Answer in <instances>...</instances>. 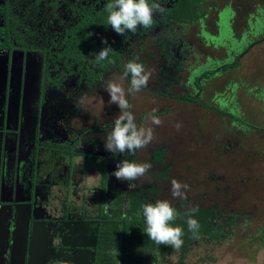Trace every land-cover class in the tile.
Instances as JSON below:
<instances>
[{
	"label": "flooded vegetation",
	"instance_id": "1",
	"mask_svg": "<svg viewBox=\"0 0 264 264\" xmlns=\"http://www.w3.org/2000/svg\"><path fill=\"white\" fill-rule=\"evenodd\" d=\"M260 1L246 15L248 22L259 20ZM108 2L0 0V264H191L184 259L193 247L215 252L237 232L244 237L241 257L248 260L261 250L264 264V223L253 221L245 210L215 202L170 201L177 212L171 223L183 232L189 230V209H198L192 214L197 220L201 210L209 211L210 233L201 239L198 231L184 233L179 249L157 244L144 232L143 204L167 198H159L158 187L167 179L166 171L158 169L166 153L162 149L164 155L158 158V149L150 150L154 153L144 162L155 169L136 181L122 182L112 175L119 161L137 162L140 149H105L104 138L120 109L111 104L104 110L98 104L110 98L104 85L138 58L151 77L147 87L126 97L130 104L136 97L186 103L214 66L194 67V46L175 19L189 0H150L165 12L154 14L151 27L124 35L107 24ZM221 12L226 13L225 6L215 13V35L221 22L233 17ZM199 36L209 42L212 37ZM90 38L98 47H89ZM105 39L112 47L111 63L96 60ZM224 59L217 62L218 76L226 73ZM130 79L123 82L125 89ZM82 96L88 99L76 107ZM233 257L227 264H234ZM217 261L216 254L209 255L210 264Z\"/></svg>",
	"mask_w": 264,
	"mask_h": 264
},
{
	"label": "rangeland",
	"instance_id": "2",
	"mask_svg": "<svg viewBox=\"0 0 264 264\" xmlns=\"http://www.w3.org/2000/svg\"><path fill=\"white\" fill-rule=\"evenodd\" d=\"M230 3V0H211L202 4L200 10L206 15L199 23L181 26V33L193 44L194 67L199 68L203 66L206 68L210 64L214 67L218 65L220 59L226 58L225 49H228V45L235 38L237 48L243 47L252 39L256 41V45L238 59L239 65L236 69L201 81L203 84L201 100L216 108L221 106L226 111L231 110L252 127L243 128L241 124L233 125L232 120L221 118L217 111L197 105L174 102L170 99L136 97L131 102L133 106L131 111L134 113L136 123L138 126L153 127L155 136L146 148L138 151L137 162L147 161L151 153H154L152 152L154 149H163L166 156L163 157L158 169L166 171L167 179L158 186L159 198L167 197L165 199L172 202L176 199L171 193V180L175 178L182 184L188 185L184 190L188 205L196 202L204 205L215 202L222 208L245 210L253 221L262 224L264 223V38L261 35H264V0L260 1L262 4L258 9L259 20L252 21L250 18L249 22L246 15L256 8L259 0H250V2L234 0L231 3L233 8H229ZM224 6L228 7L226 13L221 12L222 17L228 14V19L231 18L234 15V8L237 13H235L236 17L233 16L234 19L232 17L230 21L221 22L222 34L219 37L212 36L211 39L216 43L215 45L211 41L210 43L202 39L203 36L199 34H216L218 24L215 22V13ZM231 51L228 49L227 55L229 52L232 54ZM186 76V74L183 76L185 81ZM109 100L110 98L107 97L102 98L98 104L103 105L105 110L111 105L108 103ZM153 109H157L155 114L162 120L159 126L151 125L150 121H146V117ZM92 110L98 111L96 107ZM143 114L145 115L141 118ZM177 124L180 125L179 129L176 127ZM154 169L152 167V170ZM243 238L242 234L237 232L227 244L216 247L215 252H210L209 247L203 245L193 247L188 255H185L184 261L191 264H210L209 255L216 254L218 261L215 264H227L231 256H234L232 258L234 264H261V250L254 251L253 255L248 253L250 254L248 260L241 257L239 247Z\"/></svg>",
	"mask_w": 264,
	"mask_h": 264
},
{
	"label": "clouds",
	"instance_id": "3",
	"mask_svg": "<svg viewBox=\"0 0 264 264\" xmlns=\"http://www.w3.org/2000/svg\"><path fill=\"white\" fill-rule=\"evenodd\" d=\"M105 11L107 15V24L121 35L125 31L135 33L138 27L149 28L153 23L154 14L165 12V8L158 2L150 0H110L106 3ZM105 45L96 56L97 62L108 60L112 47L108 45L107 40H103ZM130 79V86L125 89L123 82ZM151 77V71L146 70L139 59L129 60L124 65V72L121 76L110 79L104 85V89L110 94L109 104H118L120 109L118 115L113 121V128L104 138L105 149L112 153L136 152L139 149L146 148L155 138L154 129L151 126H138L134 113L131 111L132 105L126 98L128 95L135 96L143 88L147 87ZM87 96H82L77 102L76 107H82ZM102 99V98H101ZM157 109L146 117L151 125L159 126L162 120L155 114ZM179 129L180 125H176ZM152 165L148 162H136L127 158L119 161L116 169L112 173L117 180L128 183L145 177ZM187 184L173 178L171 180V193L173 198H186L185 191ZM198 209L192 208L185 213L187 216L188 229L193 233L199 229V222L193 218V213ZM142 215L145 220L144 232L147 236L160 245H169L174 249H179L183 245V229L180 226H174L171 222L176 219L177 212L167 199H160L154 203H144L142 206ZM71 255L69 251L67 253ZM53 264H69V262H53Z\"/></svg>",
	"mask_w": 264,
	"mask_h": 264
},
{
	"label": "trees",
	"instance_id": "4",
	"mask_svg": "<svg viewBox=\"0 0 264 264\" xmlns=\"http://www.w3.org/2000/svg\"><path fill=\"white\" fill-rule=\"evenodd\" d=\"M208 0H189V2H187V4H184L183 6H180L179 10L175 13V19L177 20V23H180L182 25L185 24H191L193 22H195L196 20H202L204 13L200 10H198V7L200 4H203V2H206ZM201 6V5H200ZM227 7V6H225ZM222 31V26L220 25V30L218 35H215V37H219ZM208 37L210 35H207ZM213 36V35H212ZM264 38V35H261ZM207 37V38H208ZM212 37L209 39L211 40ZM236 39V38H235ZM234 39V40H235ZM89 40V47L91 48H95L98 47L99 44H96L98 42H96V40H92L91 38L88 39ZM234 40L232 42V54H230V52L228 53L229 55H227V57L224 59L226 62V65L224 66L225 71L224 72H228L232 69H236V67L239 65L238 59H240L242 56H244L246 53L249 52V50L251 48H253L256 45V41H254L252 39L251 42L247 43L246 45H244L243 47L237 48L236 45L234 43ZM212 41V40H211ZM102 41H100L101 43ZM102 46V45H100ZM229 46V45H228ZM224 47V46H223ZM230 49V48H228ZM228 49H225L228 50ZM92 53V52H90ZM206 79L212 78L213 76H217L220 73V67L217 65L216 67H214V69L210 70V71H205ZM199 90V91H198ZM195 92L191 93V97L190 98H185L186 100L184 102H186L187 104H192V105H197L198 107L201 108H205L208 110H215L219 113V115L221 116V118H229L230 120H232V124H241V126L244 128H249L252 127L249 123H247L246 120L241 119L238 115H235L234 113L230 111H226L224 108H222L221 106H219L218 108H216L215 106H213L212 104L201 100V96H202V88L200 85V88ZM219 101V100H218ZM165 111H167L165 109ZM162 149L158 150L156 152V156L157 154L160 155V157H163L164 153L161 152ZM164 152V151H163ZM209 211L208 210H201L200 211V216L198 218V222H199V229H198V234H196V236H198V239H201L202 236H205L207 234L210 233V222L208 219L209 216ZM186 221V218L184 219V223ZM184 226H186V224H184ZM190 231L187 230V228L185 229V235L186 233Z\"/></svg>",
	"mask_w": 264,
	"mask_h": 264
}]
</instances>
